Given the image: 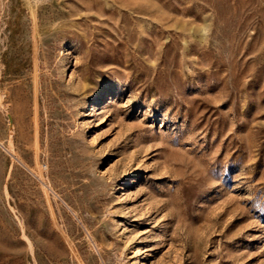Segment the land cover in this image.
Segmentation results:
<instances>
[{
	"label": "rangeland",
	"instance_id": "1",
	"mask_svg": "<svg viewBox=\"0 0 264 264\" xmlns=\"http://www.w3.org/2000/svg\"><path fill=\"white\" fill-rule=\"evenodd\" d=\"M0 264H264V0H0Z\"/></svg>",
	"mask_w": 264,
	"mask_h": 264
}]
</instances>
